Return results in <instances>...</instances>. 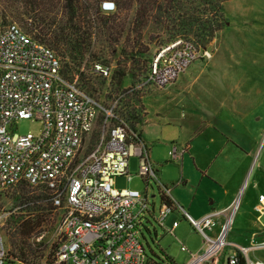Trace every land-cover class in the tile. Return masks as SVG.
Instances as JSON below:
<instances>
[{"label":"rangeland","instance_id":"obj_1","mask_svg":"<svg viewBox=\"0 0 264 264\" xmlns=\"http://www.w3.org/2000/svg\"><path fill=\"white\" fill-rule=\"evenodd\" d=\"M49 8L43 12L30 0H0V29L9 23L18 24L26 32H29L28 27L36 30L49 27L52 30L61 26L65 22V12L59 6ZM135 8L133 5L122 15L125 13L128 20L133 19ZM222 14L224 25L209 42L201 44L193 37L188 40L181 36L176 38L189 41L195 56L175 82L161 87L152 82L141 83L145 81L154 51L176 39L168 37L163 27L157 26L153 20L141 29L133 25L128 37L124 34L117 44L112 45L114 50L108 49L102 40L103 34L92 22L88 38L90 48L77 64H73L66 53L62 56L47 40L42 42L59 56L62 70L69 79L79 73V85L103 106L114 105L116 115L128 123L132 121L137 127L144 120L145 105L150 122L143 126L141 139L148 148L149 159L159 170L157 174L162 185L194 219L201 218L211 207L220 209L233 196L238 208L226 239L246 245L251 232L264 226V213L258 218L254 209V205L261 201L257 193L264 198V0H227ZM48 18L54 24H50ZM93 51L97 55L93 56ZM124 59L127 67H131L130 62L138 66L130 69L131 72L119 84L114 82L112 74L104 78L91 71L94 62L109 65L113 71L117 62ZM84 77L86 80L83 81ZM130 87L133 90L127 91ZM208 124H214L218 132L207 128ZM40 125L38 120L20 119L14 132L37 133ZM159 125H165L161 133ZM101 127L98 120L87 147L97 138ZM185 144H188V150ZM205 144L216 150L210 158L204 155ZM173 146L176 147L174 157L170 154ZM198 162L207 170L205 174L211 172L216 179L203 174ZM137 173L138 157L133 155L128 161L130 178L117 176L114 186L143 192L145 184ZM151 185L149 194L155 195L154 209L157 210L158 187L153 182ZM210 201L215 204L210 205ZM186 203L197 212L191 211ZM0 213H6L0 222V232L16 256L19 255L15 254L17 221L34 223L27 237L20 241L29 256L25 261L17 256L18 264H49L58 212L40 197V193L17 188L0 191ZM174 220L178 221L174 233L166 232L152 217L141 229L140 240L145 253L156 264H185L189 254L180 250V242L190 252L202 248L199 232L177 212H171L164 219V227L170 228ZM218 221L220 223L223 218ZM217 228L218 225L210 235L214 236ZM39 234L42 237L38 239ZM258 238L264 239V233ZM233 250L225 246L219 253L222 257L213 264H220L223 256ZM249 256L264 260V249L250 252Z\"/></svg>","mask_w":264,"mask_h":264},{"label":"built area","instance_id":"obj_2","mask_svg":"<svg viewBox=\"0 0 264 264\" xmlns=\"http://www.w3.org/2000/svg\"><path fill=\"white\" fill-rule=\"evenodd\" d=\"M99 9L104 14L113 12L114 1L102 0ZM27 32L16 23L0 29V191H38L58 212L49 264H154L140 240L141 229L152 217L166 232L174 233L177 220L170 228L164 227V219L173 211L202 238L197 252L188 251L180 242V250L189 254L185 264H213L222 257L219 253L225 246L234 250L220 264H239L240 259L241 264H264L263 259L249 256L264 249V239L258 238L264 226L251 232L246 245L226 239L237 200L199 219L181 205L160 198L155 210V195L149 194L151 182L158 187L159 197L168 195V190L159 180L138 129L117 116L114 105L103 106L80 86L79 73L69 79L56 52ZM194 56L191 43L181 38L156 49L141 84L152 82L161 87L173 83ZM91 71L104 78L113 72L101 62H94ZM24 118L38 120L39 131L14 132L16 122ZM98 120L101 130L87 147ZM175 151L173 146V157ZM132 155L138 157L143 192L114 186L115 177L130 178L127 170ZM254 209L259 218L264 201L257 202ZM5 214L0 213V222ZM218 217L223 218L219 225ZM18 260L0 232V264H18Z\"/></svg>","mask_w":264,"mask_h":264},{"label":"trees","instance_id":"obj_3","mask_svg":"<svg viewBox=\"0 0 264 264\" xmlns=\"http://www.w3.org/2000/svg\"><path fill=\"white\" fill-rule=\"evenodd\" d=\"M30 1L40 7L43 12L50 10L49 7L52 9L56 6L65 12V22L61 26H55L52 30L49 27L47 30L28 27V30L41 41L47 40L62 56L66 53L73 64H77L90 48L88 38L91 35L89 29L92 22L98 26V32L103 34L102 40L107 43L109 50H114L112 45L117 44L122 35L125 34V37H128V31L133 29V25H138L141 29L149 20H153L157 26L163 27L168 37L172 39L181 36L188 40L187 38L193 37L197 42L205 44L212 39L215 32L223 27L222 9L227 0H112L116 11L108 14L102 13L99 9L102 0ZM133 5L136 7L133 19L129 18L128 20L125 13L124 15L122 13ZM48 20L50 19L48 18ZM50 24L54 23H51L50 20ZM139 29L138 33H140ZM91 54L97 55L95 51ZM130 64L131 67H127L125 59L117 62V66L112 72V79L116 84H119L121 79L131 72L130 69H136L138 66L135 62H130ZM84 80H86L85 77ZM130 124L135 128L132 121ZM161 195L159 197L161 202H171L168 195ZM33 227L34 223L26 220H18L16 223L15 235L18 237V246L17 248L15 246V254H19L18 258L24 261L29 255L20 245V241L23 242L24 236L27 237ZM153 263L156 264V262ZM241 263L240 259L239 264Z\"/></svg>","mask_w":264,"mask_h":264},{"label":"crops","instance_id":"obj_4","mask_svg":"<svg viewBox=\"0 0 264 264\" xmlns=\"http://www.w3.org/2000/svg\"><path fill=\"white\" fill-rule=\"evenodd\" d=\"M177 79V78H176ZM175 82V81H174ZM144 105V104H143ZM144 108L145 109H143V111L145 112V118H144V120L143 121H140V123L139 124H137V129H138V131H139V134H140V138H141V134H142V129H143V126L144 125H146V124H148L149 122H150V118H149V111L147 110V108L145 107V105H144ZM162 124V123H161ZM164 124H169V123H164ZM234 125V124H233ZM165 126V125H164ZM164 126L162 127V125H159V129H160V133L162 132V129L164 128ZM208 127H210L211 128V130L213 131V132H218V129L214 126V124H208L207 125V128ZM176 130V132H177V130L178 129H175ZM142 140V139H141ZM232 141V140H231ZM143 142V141H142ZM185 145H187V150H188V144H185ZM204 150H205V153H204V155H206V156H208L209 158L211 157V156H213V153H215L216 152V150L213 148V147H211L210 145H207V144H205V146H204ZM188 152V151H187ZM133 156V155H132ZM131 157V156H130ZM129 157V158H130ZM200 158H201V156H200ZM194 159H195V161H196V158L194 157ZM151 161V160H150ZM199 161V160H198ZM152 162V161H151ZM197 163V162H196ZM155 164V163H154ZM156 166V165H155ZM200 169H202V173L203 174H205V173H208L207 172V170L206 169H204L202 166H201V164L198 162V165H197ZM156 169H157V173H158V168L156 167ZM158 175V174H157ZM206 176H210V177H212V178H215L216 179V177L210 172V174H205ZM159 177V176H158ZM160 180V179H159ZM181 182L183 183H185V180H183V179H181ZM223 192L224 193H226L227 192V189L226 188H224L223 189ZM257 195L259 196V199L260 200H263L264 201V198L262 197V195L260 194V193H257ZM168 196H169V198H170V200H171V202L172 203H174V204H179L180 202H178L176 199H173L172 197H171V195L169 194V192H168ZM234 197L233 196H231L230 197V199L228 200V201H226V203L220 208V209H222V208H225V207H227L228 205H230L231 203H232V201L234 200L233 199ZM213 204H215V201L213 202V201H210V205H213ZM180 205V204H179ZM186 205L188 206V208L191 210V211H193L194 213H196L197 212V210L195 209V208H192V207H190L189 205V203H186ZM255 206V205H254ZM220 209H218V210H220ZM212 210H214V208L213 207H211V208H209V210L206 212V213H208V212H210V211H212ZM174 212V211H173ZM188 212V211H187ZM205 213V214H206ZM204 214V215H205ZM221 217H218L217 219H216V221L218 222V225L219 224H221L222 223V221L219 223V219H220ZM256 231V230H255ZM253 232V231H252Z\"/></svg>","mask_w":264,"mask_h":264}]
</instances>
